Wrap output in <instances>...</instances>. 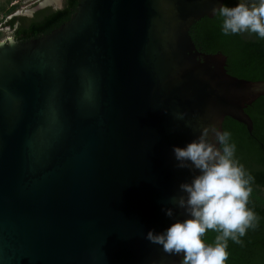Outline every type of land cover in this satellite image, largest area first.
Segmentation results:
<instances>
[{
  "label": "water",
  "instance_id": "95a60500",
  "mask_svg": "<svg viewBox=\"0 0 264 264\" xmlns=\"http://www.w3.org/2000/svg\"><path fill=\"white\" fill-rule=\"evenodd\" d=\"M224 1L78 0L50 34L0 44V264L181 263L145 239L174 222L162 209L184 218L172 198L193 174L172 148L225 117L251 133L264 96L189 35Z\"/></svg>",
  "mask_w": 264,
  "mask_h": 264
},
{
  "label": "clouds",
  "instance_id": "9594fccd",
  "mask_svg": "<svg viewBox=\"0 0 264 264\" xmlns=\"http://www.w3.org/2000/svg\"><path fill=\"white\" fill-rule=\"evenodd\" d=\"M213 14L222 18L223 35L248 33L264 40V0L221 5ZM186 116L175 113L178 120ZM236 151L231 133L214 124L203 127L184 147L173 146L175 167L193 174L190 182L179 185L181 195L172 198L184 218L175 219L172 208L162 209L174 222L162 232L148 231L145 239L166 254L182 257V264H226L228 241L241 244L247 231L258 226L256 213L247 207L254 178L236 158ZM209 231L217 233L214 244L203 239Z\"/></svg>",
  "mask_w": 264,
  "mask_h": 264
},
{
  "label": "trees",
  "instance_id": "16d2710c",
  "mask_svg": "<svg viewBox=\"0 0 264 264\" xmlns=\"http://www.w3.org/2000/svg\"><path fill=\"white\" fill-rule=\"evenodd\" d=\"M241 0H225L223 5L234 7ZM78 0H63L60 9L44 8L32 18L12 17L6 26L13 30V39L19 43L50 34L74 15ZM222 18L214 15L195 22L189 35L199 53L221 54L225 57L226 73L234 78L250 82H264V40L256 34L243 33L225 36L221 31ZM252 121V131L229 117H225L221 129L231 133L236 144V158L254 178L247 207L258 217V226L249 229L242 243L228 241L229 258L226 264H264V96L245 108ZM217 233L209 231L203 238L214 244ZM182 264V261L181 263Z\"/></svg>",
  "mask_w": 264,
  "mask_h": 264
},
{
  "label": "rangeland",
  "instance_id": "374dc122",
  "mask_svg": "<svg viewBox=\"0 0 264 264\" xmlns=\"http://www.w3.org/2000/svg\"><path fill=\"white\" fill-rule=\"evenodd\" d=\"M38 0H0V44L13 38V30L6 26L7 18Z\"/></svg>",
  "mask_w": 264,
  "mask_h": 264
},
{
  "label": "flooded vegetation",
  "instance_id": "af4514ba",
  "mask_svg": "<svg viewBox=\"0 0 264 264\" xmlns=\"http://www.w3.org/2000/svg\"><path fill=\"white\" fill-rule=\"evenodd\" d=\"M47 8H49V7H47ZM44 9V8H43ZM41 10V9H40ZM52 10H54V9H52ZM38 11V10H37ZM36 12V11H35ZM35 12H33L32 13V16H30L29 18H32L33 17V15L35 14Z\"/></svg>",
  "mask_w": 264,
  "mask_h": 264
}]
</instances>
